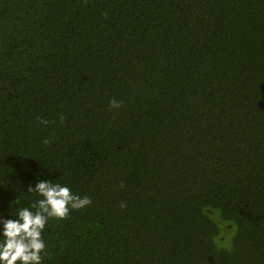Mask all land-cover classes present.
<instances>
[{"label":"trees","instance_id":"1","mask_svg":"<svg viewBox=\"0 0 264 264\" xmlns=\"http://www.w3.org/2000/svg\"><path fill=\"white\" fill-rule=\"evenodd\" d=\"M41 180L42 264H264V0H0V217Z\"/></svg>","mask_w":264,"mask_h":264},{"label":"clouds","instance_id":"2","mask_svg":"<svg viewBox=\"0 0 264 264\" xmlns=\"http://www.w3.org/2000/svg\"><path fill=\"white\" fill-rule=\"evenodd\" d=\"M109 104L112 108L121 106L115 99ZM60 118L63 120V116ZM41 123L48 122L42 120ZM43 143L48 144L49 141L44 139ZM27 191L35 192L42 198L30 208L18 209L15 219L0 217V264H42V253L47 248L43 233L48 221L67 219L71 211L81 210L92 203L88 196L81 197L74 194L70 187L48 180H41L34 187L29 186ZM124 206L121 205L122 208Z\"/></svg>","mask_w":264,"mask_h":264},{"label":"rangeland","instance_id":"3","mask_svg":"<svg viewBox=\"0 0 264 264\" xmlns=\"http://www.w3.org/2000/svg\"><path fill=\"white\" fill-rule=\"evenodd\" d=\"M233 236V235H232ZM230 238H232V237H230ZM230 241H231V239H230Z\"/></svg>","mask_w":264,"mask_h":264}]
</instances>
